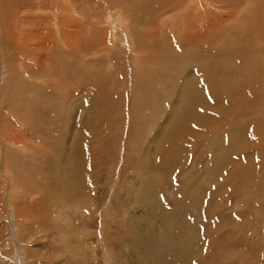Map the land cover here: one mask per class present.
I'll use <instances>...</instances> for the list:
<instances>
[{
    "label": "rangeland",
    "instance_id": "obj_1",
    "mask_svg": "<svg viewBox=\"0 0 264 264\" xmlns=\"http://www.w3.org/2000/svg\"><path fill=\"white\" fill-rule=\"evenodd\" d=\"M41 1L0 0V264H264V1L172 30L158 1ZM191 107L226 125L198 147Z\"/></svg>",
    "mask_w": 264,
    "mask_h": 264
},
{
    "label": "bare ground",
    "instance_id": "obj_2",
    "mask_svg": "<svg viewBox=\"0 0 264 264\" xmlns=\"http://www.w3.org/2000/svg\"><path fill=\"white\" fill-rule=\"evenodd\" d=\"M50 1H53V3L54 4H56V2H57V0L55 1V0H47L46 2H42L41 4H42V6L44 7V6H50ZM69 1V0H68ZM150 1H158L156 4H155V12H156V14H157V16H158V19H157V29L159 30V29H162V30H164L165 29V27H169V28H171V30L173 29V28H175L176 27V25L178 26V23H181L182 25H185V22L187 21V20H193V19H190V18H188L189 17V14H190V12H191V9L194 7V5H197L196 6V8H194V10L196 9V11H197V13L196 14H198L199 16H202V13H204V11L202 10L203 9V5L201 6V4L200 3H198V0H186V2L184 3V5H183V7H181L182 9H184V10H182V9H180V8H177V9H175L176 8V6H175V3H173V4H171V5H166L165 4V2L166 1H169V0H142V1H137L136 3L137 4H142V2H145V3H149ZM204 1V0H203ZM264 1V0H263ZM180 2V1H179ZM205 2H206V5L209 7V8H207V9H210L211 10V8H213V3H212V0H205ZM214 2V1H213ZM196 3V4H195ZM202 3V2H201ZM235 3V2H234ZM19 4V3H18ZM59 4V3H58ZM65 4V3H64ZM176 4H178V3H176ZM255 4V0H246V2H245V4H244V6L241 8V11H240V13H242L243 12V10L246 8H248V9H250L253 5ZM22 5V4H21ZM20 5V6H21ZM205 5V4H204ZM205 5V6H206ZM234 5V4H233ZM25 6V5H24ZM37 6H38V3H37ZM69 6V5H68ZM231 6V5H230ZM29 6H26V8H28ZM233 7V6H232ZM18 8V7H17ZM22 8H23V6H22ZM54 8V7H53ZM52 8V9H53ZM59 7H57L56 9H58ZM202 8V9H201ZM45 9H46V7H45ZM51 9V8H50ZM51 9V10H52ZM56 9H55V11H56ZM60 9V8H59ZM180 9V10H179ZM204 9H205V7H204ZM212 11V10H211ZM234 11V10H233ZM224 12H227V11H224ZM55 13V12H54ZM67 13H69V12H67ZM222 13V12H221ZM228 13V12H227ZM115 14H116V12H115ZM168 14H170L171 16L169 17V18H164L166 15H168ZM208 14V13H207ZM106 15H108V14H106ZM106 15H105V17H106ZM112 15V14H111ZM117 16H115V17H112V16H110V17H108V19L110 20V21H115V23H116V26H117V29L118 30H120V31H122L123 32V34H130L131 33V29H130V25H129V23H127L125 20H124V16H123V14L122 15H120V14H116ZM204 15H206V13H204ZM211 15V14H210ZM223 15V14H222ZM123 16V17H122ZM192 17H193V15H191ZM235 16V15H234ZM54 17V16H53ZM129 17V16H128ZM194 17H197L196 15L194 16ZM204 17V16H203ZM224 17V16H223ZM205 18H206V16H205ZM210 18V17H209ZM212 18H213V16H212ZM235 18V17H234ZM48 19H50V17L48 18ZM53 19V18H52ZM200 19V18H199ZM207 19V18H206ZM221 19H223V18H221ZM109 20H107V23L109 22ZM196 20H197V18H196ZM201 20V19H200ZM209 20V19H208ZM223 20H225V18L223 19ZM222 20V21H223ZM237 20V19H236ZM47 20H45V22H46ZM49 21V20H48ZM60 21V20H59ZM130 21V20H129ZM203 21V20H202ZM207 21V20H206ZM209 21H211L212 22V20L210 19ZM27 22V21H26ZM54 22V21H53ZM188 22V21H187ZM194 21H192L191 23H193ZM196 22V21H195ZM220 22H221V20H220ZM227 22V21H226ZM110 23V22H109ZM114 23V24H115ZM170 23V24H169ZM202 23V22H201ZM45 24V23H44ZM50 24H51V22H50ZM111 24V23H110ZM167 24H169V25H167ZM187 24V23H186ZM196 24H198V23H196ZM53 25V24H52ZM203 25V24H202ZM218 25H220V24H218ZM55 26V25H54ZM108 26V25H107ZM1 27V26H0ZM110 27V26H109ZM114 27V26H113ZM180 27H181V25H180ZM185 27V26H184ZM184 27H183V29H184ZM43 29V28H42ZM111 29H112V27H111ZM181 29H182V27H181ZM49 29H47V31H48ZM55 30V29H54ZM188 30H190L191 31V29H188ZM51 31V30H50ZM192 31H193V33L192 34H190V35H188L187 36V39H189L190 41H192V43H193V45L194 46H196V45H198L199 43H205L206 42V40H207V38H209V36H210V32L208 31V26H205V24H204V26H198V27H193V29H192ZM0 32L2 33V38H6V40L7 41H10V40H15V35H14V33H13V30L10 28V26H8V25H6L5 27H1L0 28ZM43 32V31H42ZM49 32V31H48ZM169 32V31H168ZM183 32V31H182ZM113 33V32H112ZM120 33V32H119ZM170 33H171V31H170ZM176 33V32H175ZM178 33V32H177ZM185 34V33H184ZM43 35V34H42ZM41 35V36H42ZM131 35V34H130ZM130 35H129V37H130ZM175 35H177V34H175ZM178 35H180V34H178ZM186 35V34H185ZM181 36H183L182 35V33H181ZM167 37H169V36H167ZM175 37V36H174ZM178 37V36H177ZM131 38V37H130ZM173 38V37H172ZM182 37H180V39H181ZM152 38H148V40H149V42H151L152 40H151ZM171 39V38H170ZM3 40V39H2ZM111 40V39H110ZM5 40H3V42H4ZM6 41V42H7ZM16 41H17V39H16ZM17 42H19V41H17ZM120 42V41H119ZM146 42V41H145ZM196 42V43H195ZM9 43V42H8ZM16 43V42H15ZM14 43V44H15ZM11 45V44H10ZM15 46V45H14ZM7 47V46H6ZM8 47H10V46H8ZM7 47V48H8ZM66 47V46H65ZM68 47V46H67ZM129 55H130V57L132 56L133 57V59H135L137 62H139V61H141V60H143L142 59V57L139 55V54H137L136 53V50L134 49H129ZM153 59H155V58H153V57H151V60H153ZM173 59V58H172ZM166 60V59H165ZM171 61V58L169 59V61H168V63ZM190 61V60H189ZM142 62V61H141ZM141 69H142V67H141ZM147 71V70H146ZM204 73V72H203ZM191 88V87H190ZM190 91V90H189ZM193 96V95H192ZM200 96H197V95H195L189 102H191V103H193V104H197V105H201V104H203L204 102H201V99H203V98H201ZM199 99V100H198ZM197 100V101H196ZM188 101V100H187ZM203 101V100H202ZM207 101H205V103H206ZM214 103V102H213ZM214 106H215V103L213 104ZM213 105H211L212 107H213ZM207 106V105H206ZM210 107V106H209ZM172 110V109H171ZM191 110H192V114H193V118H192V121H191V124H190V126L192 125V127H190L189 126V128H188V123H184L183 124V126H184V128L185 129H183L182 131L185 133L186 131V134L184 135V137H186V139H189L190 141V143L192 144V147H198V145H200V146H202L204 143H207V138H209L212 134H214L215 132H217V131H219L220 129V127H221V129H222V127H224V129H225V124L224 123H219V124H216V123H214V122H212V123H209L210 125H208V121L211 119V111H201V110H196V109H194L193 107H191ZM210 110V109H209ZM212 110V109H211ZM214 111H215V109H214ZM184 122V121H183ZM220 126V127H219ZM228 128V127H227ZM190 129H192L191 131H190ZM229 129V128H228ZM197 133H200V134H197ZM230 133V132H229ZM201 135V136H200ZM183 137V138H184ZM18 139H19V137H18ZM10 141V140H9ZM173 141H176V140H173ZM178 141V140H177ZM23 142V141H22ZM21 142V143H22ZM170 143V142H169ZM172 145H174V144H172ZM176 145V144H175ZM180 146V145H179ZM179 146H173L174 147V149H172L173 150V152L174 153H176L177 155L180 153V151H181V149H180V147ZM166 150V149H165ZM168 153H169V151H168ZM170 153H171V151H170ZM172 155V154H171ZM78 159V158H77ZM174 159V158H173ZM177 159V158H176ZM76 164H78V163H76ZM164 164V163H163ZM75 166V169H77V165H74ZM73 166V167H74ZM166 166V165H165ZM168 166V165H167ZM80 171H81V168H80ZM158 180V179H157ZM156 182V181H155ZM153 183L152 185H151V187H153V191H154V195L156 194V192L158 193L159 191H160V187H159V185L157 184V183ZM147 185H149L148 183H146L145 184V186L146 187H144L145 188V192H146V194H148L149 192H150V194L153 192H151L150 190H151V188L150 187H147ZM142 186H144V185H142ZM155 188V189H154ZM143 191H144V189H143ZM141 193H143L142 191H141ZM141 193H140V195H141ZM144 194V193H143ZM149 196V195H148ZM159 196V195H158ZM157 196V197H158ZM150 199V198H149ZM154 199H155V197H154ZM147 201V200H146ZM148 202V201H147ZM151 202V201H150ZM156 202V201H155ZM154 204V203H153ZM144 205V204H143ZM147 205V204H146ZM149 205V204H148ZM147 205V206H148ZM156 205H157V210H158V207L160 208V210H162L163 211V209H162V206L160 205V200L158 199L157 200V202H156ZM155 206V205H154ZM156 207V206H155ZM153 209V208H152ZM149 211V210H148ZM153 213H155V212H153ZM159 214V213H158ZM164 214V213H163ZM152 215V214H151ZM152 217V216H151ZM153 217H154V215H153ZM161 218V217H160ZM154 219V218H153ZM158 219H159V217H158ZM147 221V220H146ZM151 221V220H150ZM149 222V221H148ZM155 227V226H154ZM150 230V229H149ZM154 232V231H153ZM158 233V232H157ZM151 236V235H150ZM158 236V235H157ZM186 237V239H184ZM177 239H179V240H181L182 242H179L178 244H180V243H183L184 241H185V244L184 245H181L180 247H185V248H189V247H191V239H190V237L188 236V234L187 233H183L182 235H179V236H177ZM186 240H188L187 242H186Z\"/></svg>",
    "mask_w": 264,
    "mask_h": 264
}]
</instances>
